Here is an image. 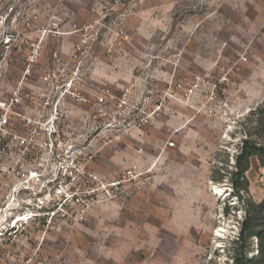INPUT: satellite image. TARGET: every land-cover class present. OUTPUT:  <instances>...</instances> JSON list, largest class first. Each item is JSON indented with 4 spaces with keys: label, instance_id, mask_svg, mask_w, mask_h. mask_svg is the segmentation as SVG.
<instances>
[{
    "label": "rangeland",
    "instance_id": "1",
    "mask_svg": "<svg viewBox=\"0 0 264 264\" xmlns=\"http://www.w3.org/2000/svg\"><path fill=\"white\" fill-rule=\"evenodd\" d=\"M73 157L103 189L51 219ZM0 230V264H264V0H0Z\"/></svg>",
    "mask_w": 264,
    "mask_h": 264
},
{
    "label": "built area",
    "instance_id": "2",
    "mask_svg": "<svg viewBox=\"0 0 264 264\" xmlns=\"http://www.w3.org/2000/svg\"><path fill=\"white\" fill-rule=\"evenodd\" d=\"M103 99L102 97L99 100ZM51 133H56L55 130ZM27 138H22L20 144H26ZM53 147V144L52 146ZM36 173H30L29 177ZM38 177V176H37ZM105 176H99L88 168V163L80 162L76 157L57 161V173L53 178L45 179L44 193L36 199L37 209L45 208V212L52 219L57 216H70L69 209L83 203V198L103 189ZM95 183V185H94ZM118 182L107 184L106 187L117 185ZM28 209L33 213L31 208ZM37 216L31 215L30 217ZM17 219L14 218L12 222ZM83 219V218H82Z\"/></svg>",
    "mask_w": 264,
    "mask_h": 264
},
{
    "label": "bare ground",
    "instance_id": "3",
    "mask_svg": "<svg viewBox=\"0 0 264 264\" xmlns=\"http://www.w3.org/2000/svg\"><path fill=\"white\" fill-rule=\"evenodd\" d=\"M22 219H23V218L18 217V218L15 220V224H17L19 221H22ZM15 224H14V226H15ZM4 228H5V226L2 227V229H4ZM2 229H1V230H2ZM1 230H0V231H1ZM1 234H2V233L0 232V235H1Z\"/></svg>",
    "mask_w": 264,
    "mask_h": 264
}]
</instances>
